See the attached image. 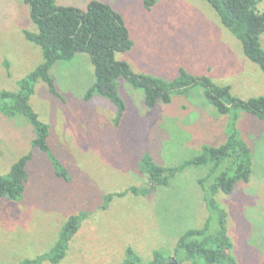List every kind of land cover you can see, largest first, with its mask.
Returning <instances> with one entry per match:
<instances>
[{
	"label": "rangeland",
	"instance_id": "1",
	"mask_svg": "<svg viewBox=\"0 0 264 264\" xmlns=\"http://www.w3.org/2000/svg\"><path fill=\"white\" fill-rule=\"evenodd\" d=\"M86 2L57 0L60 5L77 7H85ZM103 2L123 16L130 30L132 48L116 57L127 61L134 72L170 80L184 67L217 84L230 85L240 99L264 96V71L245 56L241 41L221 23L207 0H159L150 10L142 0ZM256 10L264 12V0L257 3ZM24 30L37 31L29 6L24 0H0V91L18 90L19 81L43 62L41 48L25 37ZM261 43L264 48V34ZM50 72L61 97L39 80L30 102L40 119L50 125L49 145L69 169L71 179L59 178L47 154L32 147L34 128L24 115L0 113V175L7 174L22 155L33 153L21 199H0V264H17L47 252L65 219L78 211L90 215L57 264H121L129 246L145 262L155 250L171 255L179 236L189 228L203 226L207 219L198 182L206 166L186 168L172 177L169 185L151 194L116 196L107 209L100 207L103 195L146 185V177L138 170L144 152L161 165L175 166L199 155L204 144L219 145L224 134L208 117L207 113L214 116L212 112L227 126L238 114L236 126L252 149L249 181L239 182L232 193L219 191L215 195L227 213L231 253L238 264H264L262 118L241 109L220 117L197 85L186 95L175 94V100L162 103L170 110H188L169 120L160 116L165 107H146L143 91L121 78L119 91L127 108L116 126L114 102L98 94L84 100L95 79L89 54L59 60ZM186 126L194 128L195 141L210 138L212 142L184 147L180 140ZM224 137L226 140L227 133ZM217 227L215 214L211 229Z\"/></svg>",
	"mask_w": 264,
	"mask_h": 264
},
{
	"label": "trees",
	"instance_id": "2",
	"mask_svg": "<svg viewBox=\"0 0 264 264\" xmlns=\"http://www.w3.org/2000/svg\"><path fill=\"white\" fill-rule=\"evenodd\" d=\"M159 0H142L146 9H152ZM218 13L221 23L242 43L245 56L257 63L264 71V48L261 35L264 34V12H257L260 0H207ZM30 8V16L37 31L24 30L25 37L38 45L43 54V62L19 81L16 91H0V113L7 116L24 115L34 128L32 147L45 152L52 163L55 174L64 180L71 179L67 166L52 151L49 145L50 125L40 119L30 98L35 91V83H47L50 92L61 97L51 75L52 66L59 60L70 61L78 53L89 54L94 65L95 79L87 90L84 100L95 94L104 96L117 106L114 124L121 123L126 112V102L119 91V79H125L132 87L144 93V103L155 108L162 103L172 102L173 95L187 94L200 85L205 98L218 114H228L241 109L264 120V96L247 100L234 96L230 85H219L207 75H197L184 67L173 79H165L152 73H136L131 65L117 59L116 54L132 48L134 42L123 16L111 5L101 0H90L85 9L73 5H60L56 0H24ZM9 68V63L7 64ZM228 104H231L230 106ZM238 114L226 127L227 139L214 146L204 144L199 155L180 165L164 166L157 163L153 155L144 152L138 163V170L146 177L145 186L109 192L103 195L107 209L114 197H122L128 192L148 195L160 187L170 184L177 173L191 166H206V173L198 182L203 191V200L208 216L203 226L189 228L178 238L171 255L162 250L153 251V257L145 262L131 246L126 248L121 264H238L231 253L232 241L227 232L226 210L216 200L219 191L232 193L239 181H249L252 173V149L241 137L236 126ZM33 159L32 151L15 161L7 174L0 175V199L20 200L29 179L28 163ZM217 215L218 227L211 229V221ZM89 211L70 214L62 223L58 238L45 253L34 258H26L17 264H43L45 261L59 263L67 253L70 241L80 229Z\"/></svg>",
	"mask_w": 264,
	"mask_h": 264
},
{
	"label": "crops",
	"instance_id": "3",
	"mask_svg": "<svg viewBox=\"0 0 264 264\" xmlns=\"http://www.w3.org/2000/svg\"><path fill=\"white\" fill-rule=\"evenodd\" d=\"M60 1V0H59ZM90 0H87V2H86V5H85V7H80V8H83V9H85L86 8V6H87V4H88V2H89ZM103 1V0H102ZM56 2H57V0H56ZM61 3H66V2H61ZM58 4H60V3H58ZM195 74V73H194ZM220 85V84H219ZM231 92H232V89H231ZM176 94H178V93H176ZM232 94H233V92H232ZM180 95H186V94H180ZM234 95V94H233ZM135 96V95H134ZM234 96H236V95H234ZM142 97V96H141ZM237 97V96H236ZM172 100H175V94L173 95V98H172ZM181 100V99H180ZM180 104H183V101H181V103ZM143 105H144V103H143ZM165 107V109L161 112V115L160 116H162V117H165V118H167V119H169V120H171V119H174V118H176L177 117V115L179 114V113H182V112H187L188 110H177V108L175 109V110H170V107H166L164 104H159L157 107ZM214 109V108H213ZM206 110V109H205ZM190 111V110H189ZM203 111V110H202ZM213 114H214V116L212 115V114H210V113H207V115H208V117L213 121V122H215V124H216V126L220 129V131L225 135V133H226V127H227V125H226V122L225 121H223V120H220V119H217V116H216V112H212ZM221 115H223V114H221ZM221 115H220V117H221ZM225 115V114H224ZM188 127L189 126H186V128L187 129H185V136L180 140V142H183V145H184V147H187V148H190V146H198V147H200L201 146V143L202 142H204V140H206V141H208V142H212V140L209 138V139H202L201 141H195V139L197 138V136H196V132L194 131V128L193 127H190L189 129H188ZM184 132V131H183ZM240 134H241V137L246 141L247 139H245L244 138V133H241L240 132ZM224 135H223V137H222V139H221V143H219V145L220 144H222V143H224L226 140H225V137H224ZM247 142V141H246ZM209 145H211V144H209ZM249 145V144H248ZM214 146H218V145H214ZM250 146V145H249ZM202 149V148H201ZM239 182H242V181H239ZM239 182H237L236 183V185L239 183ZM244 182V181H243ZM236 185H235V187H236ZM234 190H235V188H234Z\"/></svg>",
	"mask_w": 264,
	"mask_h": 264
},
{
	"label": "water",
	"instance_id": "4",
	"mask_svg": "<svg viewBox=\"0 0 264 264\" xmlns=\"http://www.w3.org/2000/svg\"><path fill=\"white\" fill-rule=\"evenodd\" d=\"M229 106L231 105V104H228Z\"/></svg>",
	"mask_w": 264,
	"mask_h": 264
}]
</instances>
